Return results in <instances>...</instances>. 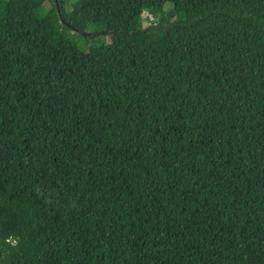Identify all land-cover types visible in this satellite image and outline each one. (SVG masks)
<instances>
[{"label":"trees","instance_id":"obj_1","mask_svg":"<svg viewBox=\"0 0 264 264\" xmlns=\"http://www.w3.org/2000/svg\"><path fill=\"white\" fill-rule=\"evenodd\" d=\"M0 264H264V0H0Z\"/></svg>","mask_w":264,"mask_h":264},{"label":"rangeland","instance_id":"obj_2","mask_svg":"<svg viewBox=\"0 0 264 264\" xmlns=\"http://www.w3.org/2000/svg\"><path fill=\"white\" fill-rule=\"evenodd\" d=\"M149 13L150 12L146 10L140 21L142 25L144 26L148 25L149 23L157 21L161 17V14H162V13H159V15H157L156 17L148 21L146 17L149 15ZM164 13L167 14V16L170 17L171 19L179 18V16L175 13V11L171 8L169 9L168 6L164 8ZM103 27L104 26L102 24H90L89 32L94 33V32L100 31L103 29ZM69 36L80 49H87L91 46H99L103 40V35H97V36H92L91 38H86L72 31H69Z\"/></svg>","mask_w":264,"mask_h":264},{"label":"water","instance_id":"obj_3","mask_svg":"<svg viewBox=\"0 0 264 264\" xmlns=\"http://www.w3.org/2000/svg\"><path fill=\"white\" fill-rule=\"evenodd\" d=\"M73 31H76V30H73Z\"/></svg>","mask_w":264,"mask_h":264}]
</instances>
